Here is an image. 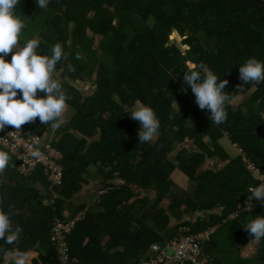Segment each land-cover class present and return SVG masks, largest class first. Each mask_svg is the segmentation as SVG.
Here are the masks:
<instances>
[{
    "label": "trees",
    "instance_id": "1",
    "mask_svg": "<svg viewBox=\"0 0 264 264\" xmlns=\"http://www.w3.org/2000/svg\"><path fill=\"white\" fill-rule=\"evenodd\" d=\"M19 8L27 21L24 40L38 35L41 55H50L57 42L69 53L57 69L75 113L52 141L65 167L54 190L42 167L24 176L13 164L0 178L5 210L15 211L13 223L23 229L14 245L0 241V246L34 253L27 264H61L52 241L56 219L87 209L68 238L79 264H144L153 244L179 238L185 228L196 233L216 225L218 231L202 246L211 264H264V239L255 241L243 226L264 215V204L253 200L251 212L224 222L244 207L249 186L258 181L243 153L233 157L221 145L228 136L264 170V83L239 79V67L249 57L264 61V2L50 0L41 10L36 0H21ZM174 30L181 44L172 41ZM77 51L86 60H76ZM191 63H203L229 81L225 91L233 100L223 124L211 122L184 84ZM71 79L92 85L84 90ZM138 102L152 107L160 120L152 143L139 144V122L129 116ZM25 127L42 135L50 126L37 118ZM187 140L195 150L178 149ZM208 158L224 165L205 167ZM175 169L192 183L186 194L171 180ZM92 180L106 183L100 200L71 212L76 195ZM148 189L153 199L142 196ZM149 205L156 211L150 222L141 216Z\"/></svg>",
    "mask_w": 264,
    "mask_h": 264
},
{
    "label": "clouds",
    "instance_id": "2",
    "mask_svg": "<svg viewBox=\"0 0 264 264\" xmlns=\"http://www.w3.org/2000/svg\"><path fill=\"white\" fill-rule=\"evenodd\" d=\"M20 3L21 0H0V131L11 126L18 132L22 125L34 123L37 118L41 124L58 128L64 122L67 101L72 97L59 78L57 66L67 61L69 53L57 42L51 47L50 55H41L38 35L24 40L27 21L20 8L18 11ZM36 3L44 10L50 0H36ZM75 59L86 60V57L77 51ZM69 68L75 71L74 66ZM182 79L191 88L198 108L207 110L212 123L226 122L227 108L233 100L232 93L225 91L227 79H220L203 63L189 64ZM239 79L246 85L264 83V61L249 57L239 67ZM243 84L237 85L240 91L244 89ZM129 116L139 122V144L152 143L159 136L160 120L152 107L138 102ZM30 155L37 159L41 156L39 140L35 141ZM11 166L12 156L0 150V178ZM247 192L246 211L255 207L253 200L264 204V183L249 186ZM14 214L11 207L5 210L4 197L0 195V241L5 245H14L23 232L19 224L13 223ZM243 226L255 241L264 239V215L254 217ZM0 258L3 264H27L29 259L26 252L3 246H0Z\"/></svg>",
    "mask_w": 264,
    "mask_h": 264
},
{
    "label": "built area",
    "instance_id": "3",
    "mask_svg": "<svg viewBox=\"0 0 264 264\" xmlns=\"http://www.w3.org/2000/svg\"><path fill=\"white\" fill-rule=\"evenodd\" d=\"M262 1L264 2V0ZM36 140H39L41 151V156L38 159L30 155ZM0 147L7 150L15 158L20 174L28 176L38 167H42L43 172L50 181L51 190H54L55 186L62 182L65 169L62 163L63 152L52 143L44 142L40 134L30 131L25 125H22L18 132L11 126L0 131ZM237 147L239 152L243 153V159L248 170L252 173L254 179L258 181L257 184L252 186L264 183V170L246 156L244 149L239 144H237ZM243 206L242 209L234 212L224 222L238 219L241 212L246 211L244 209L245 202ZM86 213L87 209H84L72 218L56 219L52 241L59 249L61 264L80 263L77 259L71 257L68 238L76 229L77 223L85 218ZM219 227L220 225L211 226L196 233H190V228H185L182 230L184 234L181 237L171 239L163 245L153 244L150 248L152 257L144 264H211V257L203 253L202 246L214 237ZM170 250L173 251V254L169 253Z\"/></svg>",
    "mask_w": 264,
    "mask_h": 264
},
{
    "label": "crops",
    "instance_id": "4",
    "mask_svg": "<svg viewBox=\"0 0 264 264\" xmlns=\"http://www.w3.org/2000/svg\"><path fill=\"white\" fill-rule=\"evenodd\" d=\"M58 73H59V78L61 79V76H60L61 70L58 71ZM70 81L73 84H75L77 87H80L81 89H84V90H86L89 86L92 85L89 82L86 83L85 81H82L80 79H71ZM74 113H75V111H74L73 107H68V109L64 115V122L58 128L48 127L44 131V133L41 135L43 141L52 143V141L54 139H57L60 136L59 135L60 128L65 127L68 124V122L71 120ZM221 145L233 157L237 156V154L239 152L237 144L233 143L228 136L221 139ZM184 146H187L190 150L196 149L195 145H193V143L190 140H187L184 144H181L178 147V149H181ZM13 164L17 165V161L15 160V158L13 160ZM215 165L222 167V165H224V163L220 162V160L215 159V158H211V159L208 158L204 164L205 167H209V168H212ZM171 180L173 183L179 184L182 187L183 192H185V194L188 193L189 190H191V189H189V185L191 182L189 181L187 175L184 174L180 169H175V171L173 172V174L171 176ZM105 184L101 183L99 180H92L91 183L89 185H87L83 191H81L79 194L76 195L75 200H73L72 205L69 208V210L71 212H73L76 209L77 205H79L80 203H87L89 206H92L93 204L98 202L100 200L101 194L103 193V190H104L103 187ZM144 194L150 195L152 199L155 197L153 189L145 190L143 192L142 196ZM143 212L144 213H142V215H141L143 220H147L150 222V219L155 215L156 211L149 205L144 209ZM69 215H70V213L67 214V216H69ZM179 215L180 214H178V216ZM203 215L206 216L208 214L202 213V217H203Z\"/></svg>",
    "mask_w": 264,
    "mask_h": 264
},
{
    "label": "rangeland",
    "instance_id": "5",
    "mask_svg": "<svg viewBox=\"0 0 264 264\" xmlns=\"http://www.w3.org/2000/svg\"><path fill=\"white\" fill-rule=\"evenodd\" d=\"M174 36V39H176V40H172L173 42L175 41V42H177L178 44H181V40L180 41H178V38H177V36H175V35H173ZM182 47V49H185L186 48V46H181ZM176 107H177V104H176ZM192 188V184L190 183V185H189V189H191ZM169 253L170 254H173V251L172 250H170L169 251ZM35 256V254L34 253H30V254H28V257H29V259H28V263L31 261V259L33 258Z\"/></svg>",
    "mask_w": 264,
    "mask_h": 264
},
{
    "label": "water",
    "instance_id": "6",
    "mask_svg": "<svg viewBox=\"0 0 264 264\" xmlns=\"http://www.w3.org/2000/svg\"><path fill=\"white\" fill-rule=\"evenodd\" d=\"M175 33H177V34L179 35V38H180V40L182 41L183 38H182V36L180 35V33H179L177 30H174V31H173V33H172V35H171V39H172V40H176V39H174V36H173Z\"/></svg>",
    "mask_w": 264,
    "mask_h": 264
},
{
    "label": "bare ground",
    "instance_id": "7",
    "mask_svg": "<svg viewBox=\"0 0 264 264\" xmlns=\"http://www.w3.org/2000/svg\"><path fill=\"white\" fill-rule=\"evenodd\" d=\"M174 35L177 36L178 41H180L179 35L177 33H175Z\"/></svg>",
    "mask_w": 264,
    "mask_h": 264
}]
</instances>
